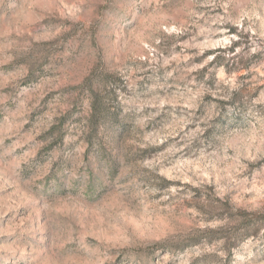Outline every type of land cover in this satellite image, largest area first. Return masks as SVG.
<instances>
[{"label":"rangeland","instance_id":"374dc122","mask_svg":"<svg viewBox=\"0 0 264 264\" xmlns=\"http://www.w3.org/2000/svg\"><path fill=\"white\" fill-rule=\"evenodd\" d=\"M0 264H264V0H0Z\"/></svg>","mask_w":264,"mask_h":264}]
</instances>
